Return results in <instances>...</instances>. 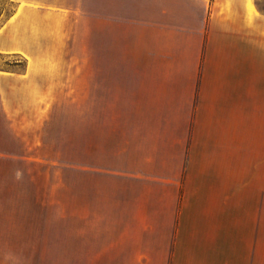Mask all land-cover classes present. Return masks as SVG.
Returning <instances> with one entry per match:
<instances>
[{"label":"crops","instance_id":"crops-1","mask_svg":"<svg viewBox=\"0 0 264 264\" xmlns=\"http://www.w3.org/2000/svg\"><path fill=\"white\" fill-rule=\"evenodd\" d=\"M6 1L0 264H264L256 0Z\"/></svg>","mask_w":264,"mask_h":264},{"label":"rangeland","instance_id":"rangeland-1","mask_svg":"<svg viewBox=\"0 0 264 264\" xmlns=\"http://www.w3.org/2000/svg\"><path fill=\"white\" fill-rule=\"evenodd\" d=\"M256 4L258 8L264 12V0H256ZM12 10V5L6 0H0V21ZM0 60L5 61V59L0 58ZM10 60V58H8ZM13 61L20 60L17 57L12 58ZM19 66L22 65V62L19 61ZM68 134L67 132H63V136ZM63 154H68V147H66L65 143H63ZM15 154L22 155V148L19 143V140L15 139ZM22 169V165L19 162H15V171H20ZM18 173V172H16ZM27 186L26 181H16L11 189H5L4 187L0 190V203H30L37 202L33 201V195L25 189Z\"/></svg>","mask_w":264,"mask_h":264}]
</instances>
